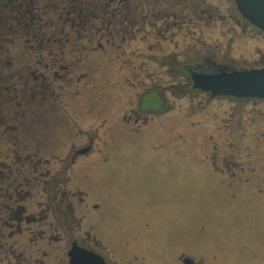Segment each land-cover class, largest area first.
<instances>
[{
  "label": "flooded vegetation",
  "instance_id": "flooded-vegetation-1",
  "mask_svg": "<svg viewBox=\"0 0 264 264\" xmlns=\"http://www.w3.org/2000/svg\"><path fill=\"white\" fill-rule=\"evenodd\" d=\"M211 39L224 42L229 58L249 59L253 51L261 63L191 61L186 49ZM112 58L164 69V90L145 82L134 106L122 110L120 124L138 127L154 117L146 95L158 96L163 111H171V92L177 84L192 87L193 71L263 67L264 33L234 0H0V264H69L73 243L119 263L95 228L84 226V209L98 205L94 188L79 185L84 173L77 164L93 152L95 137L67 117L84 97L82 108L95 111L86 104L90 94L77 95L93 83L92 63ZM178 63L187 71H176ZM193 90L211 99L264 101ZM177 263L196 264L185 253Z\"/></svg>",
  "mask_w": 264,
  "mask_h": 264
},
{
  "label": "rangeland",
  "instance_id": "rangeland-1",
  "mask_svg": "<svg viewBox=\"0 0 264 264\" xmlns=\"http://www.w3.org/2000/svg\"><path fill=\"white\" fill-rule=\"evenodd\" d=\"M211 42L186 49L191 61L261 63L253 51L232 59L224 42ZM92 65L93 83L77 96L90 94L95 111L82 108L84 97L67 112L95 137L77 164L79 185L94 188L99 206L84 209V226L118 264H178L180 253L196 264H264V101L182 96L177 84L171 111L126 127L122 110L145 82L164 90V69L135 58Z\"/></svg>",
  "mask_w": 264,
  "mask_h": 264
},
{
  "label": "water",
  "instance_id": "water-1",
  "mask_svg": "<svg viewBox=\"0 0 264 264\" xmlns=\"http://www.w3.org/2000/svg\"><path fill=\"white\" fill-rule=\"evenodd\" d=\"M234 2L239 13L264 33V0H234ZM191 80L194 89L209 92L212 96L264 98V66L234 71L219 69L213 73L193 71ZM68 256L69 264H111L76 243L72 244Z\"/></svg>",
  "mask_w": 264,
  "mask_h": 264
},
{
  "label": "trees",
  "instance_id": "trees-1",
  "mask_svg": "<svg viewBox=\"0 0 264 264\" xmlns=\"http://www.w3.org/2000/svg\"><path fill=\"white\" fill-rule=\"evenodd\" d=\"M187 66H184V63H178V65H176V71H184L186 72L187 69H186ZM183 91L181 93V95H185L186 93L187 94H191L193 93V88L190 86V84L188 85H184V86H180ZM152 94V93H151ZM158 96H155V95H146V97L144 98L145 102H144V105L147 106V107H152V109L154 110L152 112V114L154 116H157L159 114H162L164 113V109L162 108V106L160 105L161 104V101L158 100Z\"/></svg>",
  "mask_w": 264,
  "mask_h": 264
},
{
  "label": "crops",
  "instance_id": "crops-1",
  "mask_svg": "<svg viewBox=\"0 0 264 264\" xmlns=\"http://www.w3.org/2000/svg\"><path fill=\"white\" fill-rule=\"evenodd\" d=\"M111 249V248H110Z\"/></svg>",
  "mask_w": 264,
  "mask_h": 264
}]
</instances>
